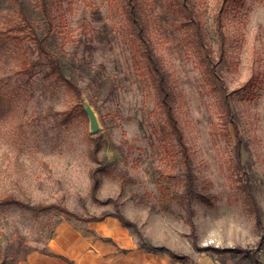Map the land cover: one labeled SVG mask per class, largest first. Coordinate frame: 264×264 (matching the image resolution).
I'll return each instance as SVG.
<instances>
[{"label": "rangeland", "instance_id": "rangeland-1", "mask_svg": "<svg viewBox=\"0 0 264 264\" xmlns=\"http://www.w3.org/2000/svg\"><path fill=\"white\" fill-rule=\"evenodd\" d=\"M142 1L190 148L196 176L192 216L159 190L161 173L170 166L152 130V91L133 68L118 6L114 0H65L57 6L52 39L64 79L51 75L47 65L31 79L14 75L22 60L38 59L28 31L11 34L9 52L0 53V77L7 81L0 106V196L57 204L73 217L0 208V262L22 264L28 254L47 250L61 223L84 229L88 220L121 214L137 243L140 235L144 245L195 264H249L261 234L245 204L244 181L251 184L264 227V0L230 3L221 60L222 41L213 27L221 0H191L213 44L216 83L228 98L230 117L221 113L218 96L180 44L163 0ZM21 2L37 21L35 0ZM7 16L20 25L13 6L0 0L2 27L9 25ZM66 80L97 113L98 134L89 133Z\"/></svg>", "mask_w": 264, "mask_h": 264}, {"label": "trees", "instance_id": "trees-1", "mask_svg": "<svg viewBox=\"0 0 264 264\" xmlns=\"http://www.w3.org/2000/svg\"><path fill=\"white\" fill-rule=\"evenodd\" d=\"M6 1L16 11L17 17L20 19V25L13 26L14 21L8 17L10 15L9 13L7 16L9 25L5 27L0 25V53L6 54L9 52V43L13 39L10 36L11 34L28 31L32 44L30 47L31 52L38 57L37 60H22L17 70L13 72L14 75H26L28 79H31L38 72L42 71V67L47 65L51 75L64 79L61 61L53 53L52 39L54 15L57 11V6L63 4L65 0H35L34 9L37 21L29 17L21 0ZM232 1H217L214 7V11H216L213 15L214 35L222 41L217 50L220 60L224 58L225 44L223 15L228 12L229 5ZM114 2L122 14L120 30L123 34V41L129 48L133 68L145 80V83L152 91L154 101V108L150 114L153 119L152 130L157 137L164 159L168 160L170 166L168 170H164L161 173L159 190L163 199L181 207L191 217V205L196 197V176L190 155V148L178 119L176 95L171 77L151 45L150 27L143 1L114 0ZM163 7L165 15L172 22L174 31L180 34V44L194 57V61L200 67L201 73L211 87L212 92L215 96H218L217 103L221 113L226 117H230L231 109L228 98L222 93V90L220 91V86L216 83V80H218V74L214 66L216 55L213 50V44L208 40V34L201 21V16L199 18L191 0H163ZM8 10H10L9 7ZM67 83L80 100L81 92L78 88L69 81ZM6 88V79L0 77V106H2L3 93ZM79 108L81 114L86 116L80 103ZM64 118L63 120L66 123L70 117L66 116ZM98 149L99 143L95 142L92 154L96 155ZM237 158L240 161L239 153H237ZM104 167L103 165L102 169ZM95 174L96 172L93 173L94 177ZM165 183H168L169 186L167 187ZM244 186L245 204L248 211L254 216L255 226L261 234V240L257 249L249 258V264H264V255L262 252L264 250V227L261 211L252 194L251 184L248 181H244ZM8 207H17L35 214L58 212L66 217H73L66 208L60 205L53 203L31 204L30 202L20 200L12 193H5L0 196V208ZM106 217H113L124 227H131L129 221L121 214L105 216L100 219H91L87 222H99ZM138 245L150 254H165L181 264H195L190 258L185 256L179 257L165 248H155L148 243L144 245V239L140 235H138ZM41 253L54 256L48 250H43ZM60 258L69 264H73L62 257ZM0 264H5V261H1Z\"/></svg>", "mask_w": 264, "mask_h": 264}, {"label": "crops", "instance_id": "crops-1", "mask_svg": "<svg viewBox=\"0 0 264 264\" xmlns=\"http://www.w3.org/2000/svg\"><path fill=\"white\" fill-rule=\"evenodd\" d=\"M47 250L28 254L22 264H181L163 254H150L140 248L130 230L108 217L80 229L64 222L56 227Z\"/></svg>", "mask_w": 264, "mask_h": 264}, {"label": "water", "instance_id": "water-1", "mask_svg": "<svg viewBox=\"0 0 264 264\" xmlns=\"http://www.w3.org/2000/svg\"><path fill=\"white\" fill-rule=\"evenodd\" d=\"M80 105L83 108V110H84V112L88 118V121H89V133L91 135H96L99 132H101L102 126L100 124L99 118H98L95 110L90 105V103L85 98L82 97L80 99Z\"/></svg>", "mask_w": 264, "mask_h": 264}]
</instances>
